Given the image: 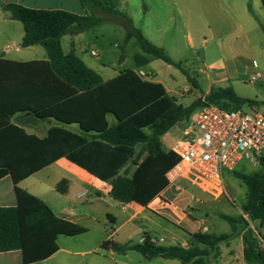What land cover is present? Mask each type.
<instances>
[{
	"label": "trees",
	"instance_id": "obj_1",
	"mask_svg": "<svg viewBox=\"0 0 264 264\" xmlns=\"http://www.w3.org/2000/svg\"><path fill=\"white\" fill-rule=\"evenodd\" d=\"M118 2L80 0L85 16L2 5L11 19L23 25L21 46L41 45L48 55L47 61L25 63L0 59V179L8 175L12 178L17 198L16 207L0 208V253L20 251L23 264L47 260L58 252L59 236L76 237L88 229L56 216L46 203L20 189L17 185L21 181L64 158L107 182L111 198L120 204L147 207L169 187L166 174L178 162L162 142L173 127L210 104L224 109L221 103L226 102L233 110L244 105L264 107V102L243 98L230 87L214 88L183 106L161 83L142 79L137 70L146 67L151 57L180 70L182 63L174 62L164 48L149 41L128 13L117 8ZM114 18L124 25L125 41L135 39L140 53L134 56L135 69L103 81L73 49L64 54L61 39ZM26 112L39 120L78 125L80 131L54 127L44 138L28 134L10 122L15 114ZM258 164L260 172H232L246 186L247 193L242 216L218 214L232 228L231 234L197 232L188 248L179 244L159 246L146 236L143 242L128 245L110 239L102 243V248L122 254L136 251L146 259L161 257L180 264H212L220 259L222 245L242 236L246 264H264L258 238H264V234L257 229L264 222V156Z\"/></svg>",
	"mask_w": 264,
	"mask_h": 264
},
{
	"label": "crops",
	"instance_id": "obj_2",
	"mask_svg": "<svg viewBox=\"0 0 264 264\" xmlns=\"http://www.w3.org/2000/svg\"><path fill=\"white\" fill-rule=\"evenodd\" d=\"M142 1L145 6L146 0ZM151 1L152 4L155 5L160 3V1L162 0ZM129 2V0H122L123 7L125 5H129ZM164 2L168 3L165 0ZM181 2V6L178 10V16L182 19L183 24L189 32H193L194 29L198 30V22L203 21V19L208 17V15H214L215 13L217 24L220 25L217 29L219 39L222 41L224 50L231 41L246 39V43L241 44L238 47V50L243 53L241 55L242 57L248 58L250 56H259L262 53L259 43L256 45H250L249 42L250 34H253V36L256 37L257 41L259 39L258 35L260 27L256 20L259 21L261 20V17L264 16V4L262 7V0H251V12L249 10L248 0H181ZM7 4H16L25 8L35 10H62L79 16L86 15V11L82 7L80 0H0V59L19 63L47 61L48 55L45 48L41 45H34L30 47L21 46L24 37V28L19 21L11 19L9 12L3 10L2 5ZM121 11L126 12V10ZM149 13V7L146 6L145 14ZM176 14L177 13H175L174 11H165L166 22H174ZM130 18L132 19L133 24H135L132 15L130 16ZM229 21L233 22V25L231 27L226 26ZM140 30L149 41L150 38L147 33L152 35L153 39L159 40L162 38L161 29L157 27L149 32L148 29L144 30V28ZM85 31L75 35L66 34L62 37L61 45L64 54H68L72 49L75 53V37L81 36ZM206 31L210 32L211 34H215L213 29L207 28ZM66 36H69L70 38V42L68 44L69 50L67 51H65L63 48V40ZM157 45L162 48L164 47L163 44ZM92 53H95V55H92ZM91 55L97 57L99 54L95 51H91ZM78 57L86 64V66L97 72L90 66V64L84 57ZM177 63L182 62L178 61ZM226 63L231 64L227 65ZM149 65L150 63L144 68H147ZM214 67L216 70L224 73V75L227 74V80L229 82L238 83L241 81L245 82L250 79L251 81L257 80L254 79V77L257 73H260L261 64H259L256 60H253L252 64L249 67H246L242 66L237 61H233V59L228 58V60L226 61H219L214 65ZM228 69H231L233 74L229 77ZM125 70L128 69L115 72V74H113L112 78H110L109 80L115 78L120 72ZM211 78L216 79V81L210 84L208 90H201L202 95L197 96L198 99L203 97V95L208 94L214 88L228 87L220 86V83L222 81H225V76H221L219 74L209 75L206 82H209ZM261 78H263V76ZM103 81L108 80L103 79ZM152 81L161 83L165 87L168 94L176 101L178 99L176 97L183 96L182 94H177L176 92H174L163 81L157 79ZM187 90H189V88H186L185 92ZM236 93L239 96L246 98L242 93ZM191 94L196 93L191 92ZM254 100L264 102V98L262 96H257V98H255ZM109 120L110 122H112V117H109ZM10 122L23 128L28 134L36 135L40 138L46 137L48 135V132L54 127H64L77 133L80 131L78 125L66 126L54 119L39 120L34 118L29 112L15 114L10 118ZM166 136H169L172 142L177 136L171 132L163 136V147L166 151H169L170 146H168L165 141ZM235 171L244 172L237 169H235ZM260 171L261 167L259 166V171L257 172ZM45 173L46 175H48V177L54 175L55 180L53 182H46L45 177H42L41 175ZM229 174H232V176L234 177L232 172H229ZM62 181H65L66 184L60 185ZM224 181L226 185L227 196L228 183H226V174H224ZM17 186L20 189L25 190L33 196L42 200L51 208L56 216L63 220H67L85 227L88 221L96 220L97 216L100 215L105 216L107 221L113 225L114 234L118 233V231L123 227H128L129 229L126 233L128 242L124 245L132 244V237L134 235L140 234V243L141 239L146 236L150 237L151 242L156 245H159V242L161 243L160 240L162 239L163 242H169V244H167L166 246H174L179 244L184 248H188L193 245L194 241L192 239V235L197 232L216 235L232 233V228L230 233H216V231H219L221 223L214 219V216L210 213L212 206L207 202H200L199 209H193L188 212L184 211V209H181L182 205L184 204V198H178L174 196L173 190L175 187H168L147 207L120 204L119 202L111 198V186L107 182L98 180L97 178L86 172L84 169L78 167L77 165L69 162L64 158L56 161L54 164L21 181ZM236 186L237 189L230 187V190L233 195L237 197L238 193L241 191V187L239 186V184H237ZM54 191L61 197H58L56 196V194L52 193ZM245 202L246 199L240 205H235V207L237 208V216L233 217H240L243 215L242 206L245 204ZM116 204L117 208L115 207ZM16 205L17 198L13 180L9 175L4 176L0 179V208H12L16 207ZM113 207L118 210L117 214H113L110 212V209H112ZM222 214L225 213L222 212ZM119 216L121 218H119ZM218 220L222 219L219 218ZM119 222L121 224L117 226ZM209 223L211 226H209ZM143 225L151 230L148 231L142 229L141 226ZM204 226L207 228L206 232H204L202 229ZM251 226L254 227L253 224H251ZM172 227L177 228L179 232H175ZM151 231L158 233V235H160L159 239L154 236ZM162 233H166V235L169 236H166ZM114 242L117 243L116 241ZM54 256L55 254L52 257ZM52 257L34 264H43L50 260ZM0 264H23L22 253L20 251L0 253ZM212 264H246L243 254L242 236H236L235 238H233L230 241L229 245H222L220 259L213 262Z\"/></svg>",
	"mask_w": 264,
	"mask_h": 264
},
{
	"label": "rangeland",
	"instance_id": "obj_3",
	"mask_svg": "<svg viewBox=\"0 0 264 264\" xmlns=\"http://www.w3.org/2000/svg\"><path fill=\"white\" fill-rule=\"evenodd\" d=\"M129 1V5L123 7L122 0H119L117 8L119 10H126L129 16L132 15L135 22L134 25L138 29H148V32L154 30L156 27L161 29L162 38L159 40L153 39V36L147 33L150 41L155 45L163 44V48L172 60L182 62L183 70H180L167 65L158 58L151 57L150 65L142 69L145 72L150 71L148 80L152 81L157 79L163 81L174 92L182 94L183 96L176 97L178 98V104L188 106L197 100V96L202 95L201 90H208L210 84L216 81V79L211 78L209 82H206L207 77L214 74L225 76V81H222L220 86H228L235 92L242 93L246 98L255 99L257 96L264 98V16L261 17V20H256L260 27L258 41L253 34L249 36L250 45L259 43L262 53L259 56H250L247 58L242 57L241 55L243 53L238 50L241 44L246 43V39L231 41L227 46L228 48L223 49L222 41L219 39L217 30L220 25L217 24L215 13L214 15H208L203 21H199L198 30L194 29L193 32H189L183 24L182 19L178 16V10L182 3L181 0H165L168 3L162 0L155 5L152 4L151 0H146L145 6L142 0ZM251 4V0H248V5L251 6ZM146 6L149 7V14H145ZM168 10L177 13L175 21L172 23L166 22L165 11ZM232 25L233 22L229 21L226 26L231 27ZM207 28L213 29L215 34L206 31ZM69 39V36H66L63 40V48L65 51L69 50ZM74 45L76 55L84 57L104 80H109L115 72L120 70L134 69V56L140 52L135 39H131L129 42L125 41L124 25L116 18L112 21H104L97 27L85 31L81 36L75 37ZM91 51H95L99 55L97 57L92 56ZM228 58L246 67H249L252 61L256 60L261 64L260 73L263 78L252 81L250 79L238 83L229 82L227 80V74L224 75V73L216 70L214 67L219 61H226ZM230 64L228 63L227 65ZM183 71L189 74L197 83L198 87H195L188 80V77ZM231 75H233L232 71L228 69V77ZM186 88H189V90L185 92ZM191 92L196 94H191ZM221 104L225 106L224 109L233 110L229 103L223 102ZM241 109L249 111L251 107L244 105ZM197 112L198 110L192 114L189 120L179 123L169 132L179 137L181 131L189 126ZM165 141L168 146H171L172 140L169 136L165 137ZM236 169L246 173H255L259 171V164L252 165L244 159L239 162ZM225 174L227 179L226 183H228L227 196L224 195L219 198H214L188 183H181L173 190L175 197L184 198V204L181 209H184L186 212L197 208L199 209L200 202L209 203L212 206L210 213L216 221L221 223L219 231H216L217 234L231 232L230 225L223 220H218L219 216L217 215L223 212L230 216H237V208L235 205H240L246 199L244 184L235 179L229 172H225ZM41 175L45 177L46 182H53L55 180L54 175L50 177L46 173ZM237 184L241 187V191H238L239 193L236 197L231 192L230 187L237 189ZM52 193L61 197L55 191ZM115 207L117 208V204ZM115 207L110 209V212L113 214L118 213ZM119 218L121 217L119 216ZM120 224L119 222L117 226ZM209 226H211L210 223ZM85 227L88 229V232L80 236H60L58 240L59 251L54 257L43 264H180L178 260H166L161 257L146 259L136 251H126V253L122 254L102 248V243L108 239L116 241L119 245H124L128 242L126 233L129 228L123 227L118 233L114 234V227L107 221L105 216L98 215L96 220L88 221ZM141 228L148 231L151 230L144 225ZM172 229L175 232H179L175 227H172ZM151 232L159 239L160 235L158 233ZM162 234L166 235V233ZM132 238V244L140 243L141 235L137 234ZM167 244H169L168 241L159 242L161 246H166Z\"/></svg>",
	"mask_w": 264,
	"mask_h": 264
},
{
	"label": "built area",
	"instance_id": "obj_4",
	"mask_svg": "<svg viewBox=\"0 0 264 264\" xmlns=\"http://www.w3.org/2000/svg\"><path fill=\"white\" fill-rule=\"evenodd\" d=\"M138 75L144 80L149 78V72L142 69ZM261 77L257 73L254 79ZM169 151L178 158L166 174L169 187L188 183L211 197L224 196L225 172H233L244 159L256 165L264 156V107L245 111L206 105L198 110L181 135L174 138ZM202 229L207 231L205 226ZM258 238L264 252V238Z\"/></svg>",
	"mask_w": 264,
	"mask_h": 264
},
{
	"label": "water",
	"instance_id": "obj_5",
	"mask_svg": "<svg viewBox=\"0 0 264 264\" xmlns=\"http://www.w3.org/2000/svg\"><path fill=\"white\" fill-rule=\"evenodd\" d=\"M257 229L260 230L262 232V234H264V222H260L257 225Z\"/></svg>",
	"mask_w": 264,
	"mask_h": 264
}]
</instances>
